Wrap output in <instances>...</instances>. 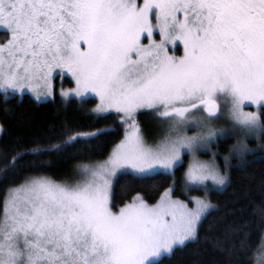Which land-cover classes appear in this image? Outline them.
<instances>
[{"label": "snow or ice", "instance_id": "6c2138e0", "mask_svg": "<svg viewBox=\"0 0 264 264\" xmlns=\"http://www.w3.org/2000/svg\"><path fill=\"white\" fill-rule=\"evenodd\" d=\"M0 34L5 101L54 98L67 75L74 87L61 97H94L89 115L123 128L107 152L116 129L70 122L0 152V264H159L199 240L219 211L210 194L256 151L246 140L264 150V0H0ZM145 110L160 130L151 142ZM76 157L74 178L49 174ZM120 177L167 186L154 202L136 192L117 207ZM258 212L264 223V203ZM246 227L226 225L213 243L252 264ZM254 251L264 264V240Z\"/></svg>", "mask_w": 264, "mask_h": 264}, {"label": "trees", "instance_id": "16d2710c", "mask_svg": "<svg viewBox=\"0 0 264 264\" xmlns=\"http://www.w3.org/2000/svg\"><path fill=\"white\" fill-rule=\"evenodd\" d=\"M3 38L0 34V40ZM67 83L71 85L69 80ZM95 101L91 98L87 103L81 104L73 99L69 103L56 96L52 100L38 102L28 94L15 95L5 101L0 95V126L2 128L0 152L10 148L18 138L26 142L34 134H44L51 125L59 129L64 122H70L77 131H94L103 127L116 129L114 133L106 137L108 142L104 146V151L107 152L114 143L118 142L123 128L116 123L118 118L114 115H107L99 120L94 115H89V107L93 106ZM138 119L143 129L148 130L155 124L148 111H144ZM233 142L234 139L227 141L220 149L225 153L228 152ZM81 159L83 157L61 161L48 169V172L56 179H71L73 165ZM248 161L246 166L233 169L230 187L210 194L211 201L218 206L219 211L213 212L203 223L199 230V240L190 242L184 247H178L172 255L160 260L159 264H248L245 254L236 252L229 255L213 243L216 238L222 237L225 226L229 224L247 226L246 243L253 249L249 255L252 256V264H255L254 250L259 247L261 240H264V223L258 212L259 206L264 203V187L261 185L264 181V150L256 149ZM232 163L235 165L236 161ZM182 172L183 169L177 173V176H182ZM153 183L155 182L141 186L140 182H133L130 177H120L115 182L114 203L119 207L136 192L146 194V198L150 196V202H154L167 183H163V186L156 189L153 188Z\"/></svg>", "mask_w": 264, "mask_h": 264}, {"label": "rangeland", "instance_id": "374dc122", "mask_svg": "<svg viewBox=\"0 0 264 264\" xmlns=\"http://www.w3.org/2000/svg\"><path fill=\"white\" fill-rule=\"evenodd\" d=\"M182 51H183V49H182V46H181L180 51H178L176 54H177V55H181V54H182ZM68 80L71 82V85H69V84L67 83ZM54 85H55V95H54V98H55L56 96H58L59 99H61L62 101H66V100H65L63 97H61L60 92H61L62 90H68V89L74 87V83H73V81L71 80V77H70V76H67V75H65L64 77L57 76L56 79H55V81H54ZM23 94H28V95H30L33 99H35L34 96H33L31 93L27 92V91H25V93H23ZM23 94H16V95H18V96H22ZM54 98H53V97H48L46 100L42 98L41 101L52 100V99H54ZM93 98H94V97H93ZM94 99H95V98H94ZM95 100H96V99H95ZM39 102H40V101H39ZM96 102H97V101H95V103L93 104V106L89 107V110H88L89 112H90V110H91L92 108H94ZM246 110H248V111H254L255 109H254V108H247ZM145 111H147V110H145ZM0 128H1V126H0ZM144 131H145V133H146V135H147V138H148L149 141L151 142V141H152V140L158 135V133H159L160 130L156 127V122H155L154 126H150V127L148 128V130H147V129H144ZM0 134H1V130H0ZM233 139H234L233 144H235V143H236V139H235V138H233ZM246 142L248 143V146H249L250 149H255V150L258 149V145L260 144V143H259V140H256V139H247ZM233 144H232V145H233ZM218 150L220 151V153H221L222 155L227 154V152H226V153L223 152L220 148H219ZM204 158H206V157H204ZM186 163H187V160H186ZM72 178H74V177H72ZM72 178H71V179H72Z\"/></svg>", "mask_w": 264, "mask_h": 264}]
</instances>
